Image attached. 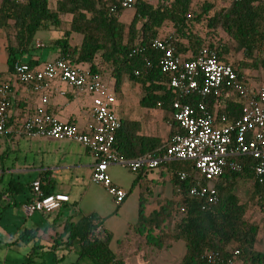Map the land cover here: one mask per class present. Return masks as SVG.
I'll list each match as a JSON object with an SVG mask.
<instances>
[{
  "label": "trees",
  "instance_id": "16d2710c",
  "mask_svg": "<svg viewBox=\"0 0 264 264\" xmlns=\"http://www.w3.org/2000/svg\"><path fill=\"white\" fill-rule=\"evenodd\" d=\"M50 1L0 0V28L13 24V45L6 48L10 70L32 51L36 33L54 30L61 32L54 41L60 56L67 57L73 66L87 65L94 75L109 70L116 94L127 79L140 86L144 94L140 101L142 108L171 110L174 94L168 87V77L160 71V53L150 46L167 23L178 39L187 42L184 46L174 39L176 55L188 50L193 51V57L197 54L206 42L191 30V25H204L206 37H215L214 32L221 29L237 45L242 55L237 69L264 71V0H227L228 5L220 10H215L212 0H203L199 5L195 4L197 0H162L156 6L137 0L127 24L120 21L121 13L112 17L105 14L106 0H55L53 9ZM66 16L70 17L69 22L64 21ZM62 27L64 30L60 31ZM73 34L81 37L79 47L70 46ZM207 45L215 48L219 60L235 68L224 58L227 50L220 39ZM200 100L196 95L180 99L193 107ZM217 100V112L227 117V124L240 117L244 102L238 95ZM214 101L205 100L209 109ZM137 132V124L120 121L113 146L120 157L132 160L145 154H162L164 148L157 139L137 136ZM178 132V125L173 122L170 139ZM229 161L236 162L241 169L225 168L213 183L219 198L216 206L202 210L200 200L187 196L188 181H180L175 175L171 178V199L162 201L148 217L140 210L132 227L133 237L142 239L154 251L161 250L169 241L182 242L185 250L178 264H264V252L258 249L260 228L246 218L249 204L242 203L238 196L241 186L250 184L248 201L264 214V178L260 181L254 176L255 160L251 157H232ZM187 164V174L191 176L194 167ZM42 191L48 195L44 188ZM8 194H24V189L10 184ZM30 201L31 198L25 204ZM100 224L94 215L65 224L63 235L53 239L49 250L54 252L61 246L69 253L74 252L77 259L72 264H126L111 251L109 234L102 230L94 235ZM35 235L33 230H23L17 237L24 245L32 243L25 264H31L43 252L44 246L35 241ZM209 253L217 254L218 258L209 262L205 258ZM64 258L65 255L56 261Z\"/></svg>",
  "mask_w": 264,
  "mask_h": 264
},
{
  "label": "crops",
  "instance_id": "0c3cea01",
  "mask_svg": "<svg viewBox=\"0 0 264 264\" xmlns=\"http://www.w3.org/2000/svg\"><path fill=\"white\" fill-rule=\"evenodd\" d=\"M54 6L55 0H51L50 8L53 9ZM132 15L133 12L126 11L119 19L127 24ZM122 17H125V21L121 20ZM64 21L69 22L70 17L66 16ZM62 30L63 27L60 31ZM41 32L43 33L35 35L32 51L23 55L19 62H26L30 67L37 68L60 57L54 41L60 37L61 32ZM170 36L177 38L171 25L165 23L156 39ZM177 41L187 46L184 39L177 38ZM80 43L81 37L73 34L70 46L79 47ZM8 45H13L11 22L0 28V85H9L5 132L0 136V248L4 246L5 253L9 254L14 248L24 247L25 250L21 252L26 255L32 243L24 245L17 240L23 230H33L36 234L35 241L40 245H48L52 244L53 239L63 235L65 224L76 223L83 217L94 215L101 223L99 227L110 235L109 247L118 258H122L126 264H158L155 261L160 251L142 248L141 242L132 235V227L138 221L140 210L143 216L148 217L162 201L171 199V178L177 173H187L189 164L169 161L158 169L140 170L136 173H131L122 166H109L107 172L113 185L127 192L126 199L116 206L105 189L91 181L96 159L84 147L68 141L31 138L20 132V125L40 108L60 122L74 124L79 130L85 131L93 122L91 96L79 93L61 81L44 84L38 93L15 82L8 66ZM180 56L190 59L193 51L188 50ZM79 67L88 70L87 65ZM98 67L103 69L100 63ZM98 76L107 86L108 92L114 95V112L120 121L137 124V136L157 139L164 148L170 141L174 122L172 111L142 108L140 101L144 94L140 86L127 79L122 82L116 94L109 70H103ZM43 98L46 99L44 105L41 103ZM218 107V103L214 102L210 110L216 112ZM36 180L43 183L48 195H65L68 203L50 215L34 213L26 216L22 207L32 197L29 187ZM10 184L22 186L24 194H8ZM64 240L63 237L62 241ZM172 247L173 245L169 249ZM258 249L264 252V241ZM72 254L76 256L74 252L70 255Z\"/></svg>",
  "mask_w": 264,
  "mask_h": 264
},
{
  "label": "built area",
  "instance_id": "2783aa9c",
  "mask_svg": "<svg viewBox=\"0 0 264 264\" xmlns=\"http://www.w3.org/2000/svg\"><path fill=\"white\" fill-rule=\"evenodd\" d=\"M241 1V0H234ZM137 0H106L105 14L108 17L132 11ZM152 49L160 53L159 68L168 77V87L174 94L171 101L173 121L179 132L174 134L162 154H145L125 160L114 150L115 135L120 128V119L114 112L115 98L98 75L73 66L67 57H59L40 67H30L26 62H16L12 68L13 80L30 91L38 93L44 84L61 81L73 90L91 96L92 124L79 130L74 124L64 123L38 109L20 125V132L31 138L68 141L84 147L96 161L92 168L91 181L102 186L113 203L118 206L127 197V192L114 186L107 169L111 165L127 168L131 173L140 170H155L169 161L187 162L193 165L194 175L177 173L180 181H188L187 196L201 201L202 210L218 204L219 198L213 183L225 168L240 171L232 157L248 156L255 160L254 176L264 178V86L251 90L240 72L231 64L218 59L215 48L203 44L197 54L184 59L175 53L174 38L154 39ZM138 52H141L138 50ZM147 66L149 64L147 63ZM9 85H0V136L5 132L8 109ZM236 94L243 100L241 115L231 124L227 117L212 112L205 100ZM196 95L201 98L195 106L182 103V97ZM44 105L46 99H42ZM43 183H30L31 201L23 205L26 216L34 213L50 215L58 212L68 197L62 194L45 195ZM102 233L97 227L94 235ZM238 251H235V255ZM205 258L214 262L217 254Z\"/></svg>",
  "mask_w": 264,
  "mask_h": 264
},
{
  "label": "rangeland",
  "instance_id": "374dc122",
  "mask_svg": "<svg viewBox=\"0 0 264 264\" xmlns=\"http://www.w3.org/2000/svg\"><path fill=\"white\" fill-rule=\"evenodd\" d=\"M146 3H149L151 5L156 6L158 2H161L162 0H143ZM203 0H197L195 4L199 5ZM211 3L214 5L215 10H220L225 8L229 1L227 0H212ZM196 5V6H197ZM195 6V7H196ZM133 11H130L132 13ZM122 21H125V17L121 18ZM191 30L200 35L205 45H207L208 42H214L217 39H220L221 42L224 44L227 53H225L224 58L232 63L235 68L237 67V64L241 62L242 55L240 52V49L237 47V45L231 41L225 33L221 29H217L214 34L215 37L208 38L205 36V27L204 25H197L192 24ZM43 32L38 33L42 34ZM237 69V68H236ZM238 72H240V76L244 78L246 84L251 90H258L264 86V71L257 70V71H249V70H242L237 69ZM251 193L250 184L242 185L239 190V199L242 203L248 202V211L246 213V218L253 224H257L260 228L259 236H258V248L263 244L264 241V214H262L258 208V206L255 205V203L249 202V194ZM263 205V203H262ZM137 241L141 242L142 248H146L147 246L144 244L143 240L140 238H135ZM51 244L48 245H42L44 246L43 252L39 253L37 257L33 259V262L31 264H72L75 262L77 257L75 255H70L64 247L59 246L55 251H50L49 247ZM173 245L171 249H169ZM167 246V248H166ZM161 250H159V257L157 259V256H155V259H157L156 262H159L158 264H178L181 258L183 257L184 253V245L182 242L178 243H172L168 242ZM183 246V247H182ZM114 247V246H113ZM4 246L0 248V264H25L28 262L27 259V253L26 255L23 254L24 247H21L22 249L14 248L11 253L6 254L4 251ZM260 250V249H259ZM28 251H30V247L28 248ZM27 251V252H28ZM156 251V250H155ZM158 251V250H157ZM156 254V253H155ZM63 255H65V258L61 261H56L57 259L61 258ZM6 257V258H5ZM6 259V262L4 261ZM122 259V258H121ZM82 264H86V262H83Z\"/></svg>",
  "mask_w": 264,
  "mask_h": 264
}]
</instances>
